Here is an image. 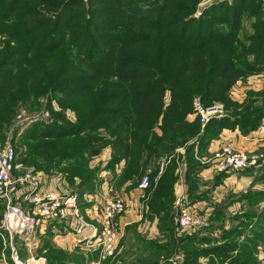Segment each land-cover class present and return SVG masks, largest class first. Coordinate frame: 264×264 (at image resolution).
<instances>
[{
  "label": "trees",
  "instance_id": "obj_1",
  "mask_svg": "<svg viewBox=\"0 0 264 264\" xmlns=\"http://www.w3.org/2000/svg\"><path fill=\"white\" fill-rule=\"evenodd\" d=\"M202 2L0 0V21L15 24L28 41L26 47L11 50L0 64L4 70L0 104L9 100L8 92L32 53L68 50L71 64L83 71L61 84L60 93L68 100L87 96L101 81H109L95 108L77 124H37L20 142L36 145L32 164L45 174L51 160L65 161L78 171L80 208L83 194L94 191L101 170L85 175L89 160L107 148L111 149L107 170L124 163L119 186L129 183L130 189H137L149 175L147 216L159 220L165 240H148L147 255L126 264H167L178 254L183 264H260L264 213L259 214L262 230L254 231V211L235 217L243 220L240 226L226 230L220 208L209 227L193 235H176L180 162H187L184 177L190 199H202L197 193L198 176L207 168L199 161L203 152L224 130L238 129L247 136L264 126V89L250 92L242 104L230 98L238 82L264 74V0H224L200 7ZM197 99L204 108L224 104L226 114L213 117L202 129L198 116L189 119L196 114ZM79 136L87 140L75 152L66 151V143ZM72 175L67 177L70 181ZM225 177L219 174L214 187ZM42 258L47 264L86 260L59 248H47ZM97 258L99 252L89 259ZM36 261L45 264L43 259Z\"/></svg>",
  "mask_w": 264,
  "mask_h": 264
},
{
  "label": "rangeland",
  "instance_id": "obj_2",
  "mask_svg": "<svg viewBox=\"0 0 264 264\" xmlns=\"http://www.w3.org/2000/svg\"><path fill=\"white\" fill-rule=\"evenodd\" d=\"M216 1L224 0H203L200 7ZM247 28L250 31V26L248 24ZM18 30L15 24L0 21V64L11 50L27 46V36ZM1 72H4L3 68H0V73ZM82 73L83 71L80 68L71 64L68 50L66 49H62L52 55L30 54L27 67L19 73L16 82L8 92L9 100L0 104V148L3 149L7 146L13 147L18 151V163L23 164L25 167L37 168L36 165L32 164L37 156L36 152L32 153L36 149V145L30 142H20V139L23 140L25 133L31 130L35 125L42 123L47 125L56 123L63 125L77 124L83 115L89 114L95 108L100 98L109 87V81L103 80L97 84L95 90L89 95L80 98L76 97L71 100L66 99L60 93L61 84L66 80L80 76ZM49 79L50 81L48 82ZM263 89L264 74L252 76L238 82L231 91L230 98L233 102L242 104L248 98L250 92H258ZM213 107L221 109L223 112L221 114L222 116L226 114L224 104L215 103L210 108ZM103 134L105 135V132ZM86 140V136L70 139L68 143H66L64 149H67L66 151L68 152H75ZM195 151L198 153L197 148ZM178 152L180 154H185V149H180ZM260 152L264 153L262 151ZM207 153L206 151L203 152V156L199 158V161L205 166L210 165L211 168H215V164L213 163L215 154L207 156ZM208 159L211 160L209 161ZM92 161H94V158L89 160L90 168L86 171L85 175L97 168L92 166ZM71 162L72 159H70V163ZM186 163L184 159L180 162L183 172L186 171ZM46 164L50 166V168L47 169L48 174L61 175L66 178L69 174H73L72 180L70 181L68 179V183L72 190L77 192V186L81 183L82 179L78 176V171L76 169H71L68 163H65V161L60 162V160H51ZM263 173L264 166L262 168H253L252 170L239 173L219 172V174H224V176L228 174H238L239 176H251L254 178L253 185L249 187L246 193L239 199L244 206L249 208H257L264 204ZM261 199L263 200L261 201ZM237 200L238 198L236 196H232L231 198L225 197L223 201L215 202V205L221 206L224 203V206H228L237 202ZM176 207L177 217H179L181 207L179 205H176ZM4 208L5 206L0 201V227ZM100 208L102 209L101 204ZM263 212L261 211L260 213L263 214ZM259 223L260 222L257 221L254 225V231L263 229L262 226L258 225ZM39 238L40 236L38 237V235H35L25 242L17 236L13 238L10 237L9 234L0 228V264H17L13 258L15 252H18L23 264H26L30 259L41 260L44 254L40 253L43 247L40 248L42 245L38 243ZM133 240L136 241V238H133L132 241ZM137 240L140 241L139 238ZM133 243H135V245L131 247V252L135 255L139 249L137 247L138 244L136 245V242ZM34 244H36V247H33ZM13 247L15 249H13ZM48 247L51 249L57 248L52 245ZM258 251L257 257L259 262L260 264H264V249L260 247ZM69 254L77 256L81 255V252L75 249ZM43 259L44 263L47 264L46 259ZM27 264L35 263L30 262ZM167 264H172V262L169 261Z\"/></svg>",
  "mask_w": 264,
  "mask_h": 264
},
{
  "label": "crops",
  "instance_id": "obj_3",
  "mask_svg": "<svg viewBox=\"0 0 264 264\" xmlns=\"http://www.w3.org/2000/svg\"><path fill=\"white\" fill-rule=\"evenodd\" d=\"M195 118V115L189 117L191 121ZM225 145H231L240 152H264V126L247 136L243 135L238 129L224 130L220 137L209 146L207 156L215 154ZM110 158L111 149L107 148L92 161V166L95 168L100 167L101 170L98 174L97 185L94 191L92 193L83 194L84 198L81 203L80 215L85 220L86 226L77 223V220H69L64 223L52 222L43 224L38 228V232L36 233L38 237L40 236L38 240L39 245H42L40 248L43 247L40 253L46 254L47 247L51 245L68 253H72L76 249L81 252L79 256L85 257L86 260L84 264H104L105 261L103 262L99 258L90 261L89 258H94L96 252L81 247L78 242L88 237L94 228L100 227L102 221V209L100 208V204L102 206L103 200L107 198L120 199L125 207L123 214L118 218V224L120 226L118 248L115 256L110 259L109 264L135 262L147 255L145 243L148 240H165L159 229V220L157 218L152 220L147 216L149 209L146 206V191L141 190L139 187L137 189H130L129 183L119 186L118 180L124 169V163L117 166L115 170H107L105 166ZM263 166L264 164L261 165V168ZM178 173L180 174V180L175 186L176 205L180 206L183 204L188 206L193 212L199 214V216L206 219L210 224L211 218H213L215 212L221 208L224 213L223 223L226 230H230L235 226H240L243 220L236 219L235 217H244V215L250 211L256 213V217H254L252 221L253 227L256 222L259 221V214H262L260 212L264 211V204L257 208H249L239 201L242 195L246 193V190L253 185V177L228 174L223 179L221 185L214 187V181L219 175V172L216 167L211 168L210 165H207V168L201 171L198 176L201 181V187L197 194L202 196V199L192 202L189 197L188 186L185 182L182 166L179 167ZM262 175L264 177V173ZM45 176V188H58L68 193H76L69 186L68 178L51 174H45ZM262 180H264V178H262ZM232 196L238 198L237 202L232 205L224 206V203L221 206L215 205V202L223 201L225 197L231 198ZM258 225H260V223ZM251 228L252 227H250V229ZM194 233H196V230L181 229L177 225V237L193 235ZM217 233L221 232L218 231ZM217 233L215 234L216 237L220 235ZM138 237H142V239L138 241ZM133 238H136V241H132ZM243 239L244 237H241V240ZM133 242H136V245L138 244L137 247L139 249L135 255L131 252V247L135 245ZM114 261H116V263H114ZM170 261L172 264H183V256L178 254ZM30 262L39 264L34 259H30L27 263ZM204 262H206V260Z\"/></svg>",
  "mask_w": 264,
  "mask_h": 264
},
{
  "label": "built area",
  "instance_id": "obj_4",
  "mask_svg": "<svg viewBox=\"0 0 264 264\" xmlns=\"http://www.w3.org/2000/svg\"><path fill=\"white\" fill-rule=\"evenodd\" d=\"M194 105L195 116L200 118L203 129L213 117L222 116L221 109L204 108L198 99ZM214 156L213 163L220 173L244 172L259 168L264 162V153L240 152L231 145L223 146ZM17 160L18 153L13 147L0 148V201L5 206L0 227L2 230L12 238L17 236L27 242L36 235L38 228L43 224L77 220V223L86 226L80 215V198L77 193H68L58 188H45V173L34 167H25ZM162 172L163 166L160 170V173ZM149 186L150 177L147 174L139 188L147 190ZM180 207L181 213L177 219L179 228L199 230L209 227L210 223L191 208L183 204ZM124 210V204L120 199L103 200L100 227L94 228L92 233L78 244L87 250L99 252L101 261L114 257L120 239L118 218ZM13 258L17 264H21L18 252L14 253Z\"/></svg>",
  "mask_w": 264,
  "mask_h": 264
},
{
  "label": "bare ground",
  "instance_id": "obj_5",
  "mask_svg": "<svg viewBox=\"0 0 264 264\" xmlns=\"http://www.w3.org/2000/svg\"><path fill=\"white\" fill-rule=\"evenodd\" d=\"M21 264H23V263L21 262Z\"/></svg>",
  "mask_w": 264,
  "mask_h": 264
}]
</instances>
